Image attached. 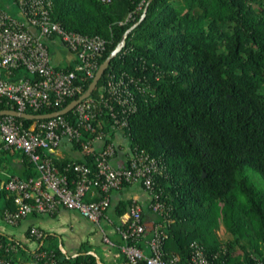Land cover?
I'll return each instance as SVG.
<instances>
[{
  "label": "trees",
  "instance_id": "16d2710c",
  "mask_svg": "<svg viewBox=\"0 0 264 264\" xmlns=\"http://www.w3.org/2000/svg\"><path fill=\"white\" fill-rule=\"evenodd\" d=\"M52 1V17L66 29L106 39L99 66L141 18L148 0ZM64 67L71 68L73 63ZM111 74L142 78V88L135 90L137 108L121 129L131 149L145 150L163 165L162 172L154 175L153 193L169 218L156 212V223L162 222L168 233L166 256L180 254L187 259L195 240L213 264H255L257 259L264 264V183L254 180L260 175L264 182V0H151L146 16L129 31L124 47L90 97L105 91ZM3 76L38 77L23 66L4 71ZM93 76L79 72L76 81L83 83L82 91L61 104L27 110L44 113L65 107L87 90ZM11 107L17 105L0 96V111ZM73 113L72 109L65 116L73 117ZM109 116V109L102 106L93 119V134L101 133L105 144L113 142L110 132L115 125ZM16 119L26 126L37 121ZM88 135L85 131L83 139ZM72 142L84 152L82 157H58L51 150L54 147L40 149L70 183L75 179V173L67 169L70 162H84L95 169V153ZM3 152L22 157L20 177L39 175L24 151L8 148ZM99 198L98 194L92 199ZM120 206L122 214L126 205ZM15 207L14 195L1 187L0 212L4 215ZM222 224L231 236H220ZM0 235V264L9 260L21 264L31 258L20 242ZM144 237L137 238L136 244L142 246ZM9 242L18 249H8ZM42 250H53L60 264H99L92 253L68 257L59 247L45 243L33 254L36 264H47L39 256ZM122 257L123 264H134L123 250Z\"/></svg>",
  "mask_w": 264,
  "mask_h": 264
},
{
  "label": "built area",
  "instance_id": "2783aa9c",
  "mask_svg": "<svg viewBox=\"0 0 264 264\" xmlns=\"http://www.w3.org/2000/svg\"><path fill=\"white\" fill-rule=\"evenodd\" d=\"M0 1L4 3L0 5V96L7 97L18 109L36 110L46 105H59L67 97L82 91L83 83L76 81L78 73L94 75L98 68V56L106 47V39L101 35L66 29L52 17V0ZM54 38L74 53L73 67H58L53 62L49 42ZM21 66L38 77L10 79L3 76L4 71L10 73ZM141 79L133 75L127 78L124 74L119 77L111 74L105 91L100 92L98 97L89 96L81 100L73 108V117L59 114L36 119L26 126L14 115H0V150L15 148L24 151L39 170L38 176L23 178L9 174L6 180H0V188L4 187L12 193L16 203L14 209L4 212L3 216L9 223H19L34 210H54L59 203L100 221L111 203V189L132 182H139L150 190L154 194L152 209L167 217L163 202L153 193L154 175L163 170L159 159L145 150L131 149L127 162L118 166L112 160L116 151L114 142H104L100 148L93 145L96 138H103L101 133L93 134L96 131L93 119L98 110L102 106L108 108V120L115 126L121 128L127 125L128 114L137 108L135 90L142 88ZM85 131L90 135L83 139ZM64 137L80 142L86 151L95 153V169L84 162L68 164L67 169L75 173L72 183L68 182L53 159L40 150L57 146ZM92 188L97 190L99 199H86V193ZM128 214L125 225L118 226V230L124 238L122 250L134 264L139 260H145L146 264H213L204 246L195 240L190 244L191 253L187 259H182L180 254L166 256L164 239L168 233L163 229L162 222L156 223L154 234L149 239L150 251L146 252L135 241L146 230L141 204L132 200ZM108 219L111 221L110 217ZM30 232L37 237L43 234L36 226H32ZM2 243L0 235V245ZM7 248L16 251L18 245L9 242ZM39 256L45 257L47 264H60L53 250H42ZM6 264L12 262L9 260ZM255 264L262 262L257 259Z\"/></svg>",
  "mask_w": 264,
  "mask_h": 264
},
{
  "label": "crops",
  "instance_id": "0c3cea01",
  "mask_svg": "<svg viewBox=\"0 0 264 264\" xmlns=\"http://www.w3.org/2000/svg\"><path fill=\"white\" fill-rule=\"evenodd\" d=\"M49 43L54 63L69 65L74 62V53L62 41L54 38ZM110 133H114L113 142L116 147L112 158L113 163L118 166L123 165L127 162L131 153L128 137L123 129L116 126H112ZM103 143V138H96L93 141L95 148H100ZM3 150H0V180L2 181L6 180L9 174L19 175L24 167L22 157L11 152L4 153ZM51 150L58 157L77 159L84 154L67 137H64ZM94 189H90L86 195L96 198L98 193ZM110 196L111 203L105 209L100 221L91 219L77 209L68 208L59 203L54 210H37L21 219L17 224L9 223L2 212H0V232L20 242L32 254L30 259L24 260L21 264H36L37 261L33 258V254L43 243L51 247H59L68 257L76 256L80 253H92L99 264H123L121 245L124 240L117 229V225L125 223L129 217V203L127 201L129 199L136 200L143 208L147 229L143 234L145 237L141 247L146 252L150 251L149 239L154 234L158 216L151 208L153 198L151 191L139 182L114 187L110 191ZM124 203L126 205L125 212L120 214L118 211L119 206L121 205V209ZM108 217L111 218V221ZM32 226L42 230L43 234L41 237L33 236L30 233ZM150 235L151 237L149 238Z\"/></svg>",
  "mask_w": 264,
  "mask_h": 264
},
{
  "label": "water",
  "instance_id": "95a60500",
  "mask_svg": "<svg viewBox=\"0 0 264 264\" xmlns=\"http://www.w3.org/2000/svg\"><path fill=\"white\" fill-rule=\"evenodd\" d=\"M150 1L151 0L147 1L146 6H145L143 13L141 15V18L126 30L122 40L117 44V46L113 50H111V52L107 55V57L100 63V65L98 66V68H97V70L93 76V79H92L89 87L79 97L74 98L65 107L58 109V110L51 111V112L38 113V112H31V111L21 110L18 108L11 107V108L2 109L0 111V114H10V115H14L16 117L28 118V119H42V118L53 117V116H56L59 114H65L68 111L72 110L81 100H83L84 98H87L91 95V93L93 92V90L97 86L99 80L101 79V77L105 73L106 69L108 68L112 58L115 57L124 47V45L126 43V37L129 33V31L134 26H136L146 16L147 8H148Z\"/></svg>",
  "mask_w": 264,
  "mask_h": 264
},
{
  "label": "rangeland",
  "instance_id": "374dc122",
  "mask_svg": "<svg viewBox=\"0 0 264 264\" xmlns=\"http://www.w3.org/2000/svg\"><path fill=\"white\" fill-rule=\"evenodd\" d=\"M254 180L256 181L257 184L259 185H263V178L260 175H257L254 177ZM113 225V224H112ZM218 233L220 234L221 237L223 238H227L229 236H231L232 234L230 232H228L225 228V226L222 224L220 226V228L218 229Z\"/></svg>",
  "mask_w": 264,
  "mask_h": 264
}]
</instances>
